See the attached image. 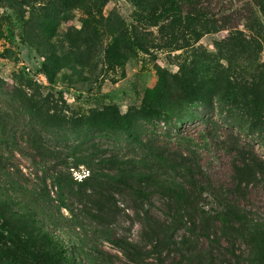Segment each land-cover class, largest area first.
<instances>
[{
    "label": "rangeland",
    "instance_id": "1",
    "mask_svg": "<svg viewBox=\"0 0 264 264\" xmlns=\"http://www.w3.org/2000/svg\"><path fill=\"white\" fill-rule=\"evenodd\" d=\"M260 24L264 0H0V264H57L48 236L79 264H260L264 47L238 44ZM114 156L166 188L138 199Z\"/></svg>",
    "mask_w": 264,
    "mask_h": 264
},
{
    "label": "trees",
    "instance_id": "2",
    "mask_svg": "<svg viewBox=\"0 0 264 264\" xmlns=\"http://www.w3.org/2000/svg\"><path fill=\"white\" fill-rule=\"evenodd\" d=\"M193 3V2H190ZM260 30H258V34L256 36H250L249 39L241 38L238 40V37L234 39V41L238 40V44L241 45H250L251 49H258L264 47V26L260 24ZM237 43V42H236ZM166 90L165 86L161 83V80L154 87H148L144 90V94L141 99V111L148 118L149 121L154 122L156 120H161L163 118L172 119V114L167 107L166 104ZM246 162L244 165H259L258 161L251 156H247ZM112 169L114 170L113 176L117 178V180L129 187L134 195L143 201H150L152 190L149 188L150 186H160L166 188L165 184H162L161 181H157L152 185L149 184L153 181V177L151 174L146 172H132L123 166V162L118 160L115 156L111 159ZM183 167L187 171L188 175L192 177L193 180H190V183H195L194 181V171L196 170L195 166H191V163L184 164ZM115 168V169H114ZM243 169L238 167V175L242 174ZM208 191V190H207ZM229 215L222 214L221 220L224 224H229L231 222V217L238 218V220L246 219L247 215L241 211L239 208L234 206H229L228 209ZM251 222L253 232L251 236L256 243L257 247V261L260 264H264V221L261 220H249ZM48 244L53 249V254L56 256L57 264H79L77 258L74 257V252H71L72 248L59 240H55L51 236L47 237ZM114 245L118 247L126 256L129 257L132 261L139 263L141 261L140 251L133 242L127 239L117 238L112 240ZM96 256L100 257L95 260L94 264H114L113 257L110 253L104 252V250L97 249ZM79 260H81L79 258ZM82 264H87L83 262Z\"/></svg>",
    "mask_w": 264,
    "mask_h": 264
}]
</instances>
